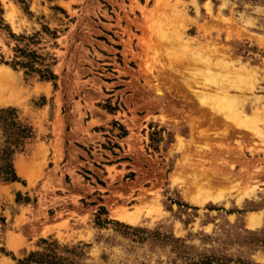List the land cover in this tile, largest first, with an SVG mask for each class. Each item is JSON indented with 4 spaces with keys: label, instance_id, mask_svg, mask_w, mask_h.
Segmentation results:
<instances>
[{
    "label": "rangeland",
    "instance_id": "374dc122",
    "mask_svg": "<svg viewBox=\"0 0 264 264\" xmlns=\"http://www.w3.org/2000/svg\"><path fill=\"white\" fill-rule=\"evenodd\" d=\"M0 69V264H264V0H0Z\"/></svg>",
    "mask_w": 264,
    "mask_h": 264
},
{
    "label": "bare ground",
    "instance_id": "6f19581e",
    "mask_svg": "<svg viewBox=\"0 0 264 264\" xmlns=\"http://www.w3.org/2000/svg\"><path fill=\"white\" fill-rule=\"evenodd\" d=\"M197 61L202 63L204 68L207 69V73L210 75H212L213 69L227 68L228 73L234 78L250 77V72H248L247 69L235 68V65L231 64L227 58L220 55L215 50L208 56H202L201 61L199 59ZM197 61L193 62L196 64ZM215 78L216 76L213 75L212 80H215ZM15 85V75L10 71L0 69V105L13 102L16 99V94L14 93ZM204 87V91L210 90L209 92L213 94L205 93L201 96L198 95V97H204V99L206 98L211 101V104L208 105L209 111L214 115L222 116L220 119H222L224 126L227 128L225 133L231 130L251 132L253 137L257 136L263 142L264 132L259 126L264 125V109L255 107V105L258 106L255 103L246 104L245 102H241L237 96L231 95V92L236 90V87L231 83L221 85L218 82V85L212 88V90L205 85ZM203 102L201 101L202 104ZM202 136L208 137V135ZM224 138L227 139L228 136L224 135ZM219 146L221 149L226 150V148H222V145ZM208 150H210L209 146H207V151H205V153H210ZM228 150L230 151V149ZM203 178H206V176H200L199 174V178H195L193 183L197 184V180ZM210 179V181H214V178L210 177Z\"/></svg>",
    "mask_w": 264,
    "mask_h": 264
},
{
    "label": "trees",
    "instance_id": "16d2710c",
    "mask_svg": "<svg viewBox=\"0 0 264 264\" xmlns=\"http://www.w3.org/2000/svg\"><path fill=\"white\" fill-rule=\"evenodd\" d=\"M42 75H43V78L47 80H50L51 78L55 77L49 70L43 71ZM4 173H5L6 180H16L13 169H11L10 171L4 172Z\"/></svg>",
    "mask_w": 264,
    "mask_h": 264
}]
</instances>
